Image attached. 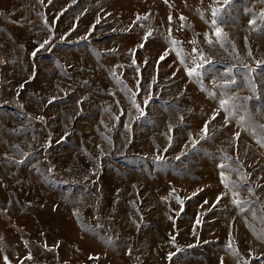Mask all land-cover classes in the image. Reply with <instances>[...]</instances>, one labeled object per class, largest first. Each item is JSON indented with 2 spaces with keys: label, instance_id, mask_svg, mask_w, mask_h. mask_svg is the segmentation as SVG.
Instances as JSON below:
<instances>
[{
  "label": "rangeland",
  "instance_id": "obj_1",
  "mask_svg": "<svg viewBox=\"0 0 264 264\" xmlns=\"http://www.w3.org/2000/svg\"><path fill=\"white\" fill-rule=\"evenodd\" d=\"M262 15L0 0V264H264Z\"/></svg>",
  "mask_w": 264,
  "mask_h": 264
},
{
  "label": "snow or ice",
  "instance_id": "obj_2",
  "mask_svg": "<svg viewBox=\"0 0 264 264\" xmlns=\"http://www.w3.org/2000/svg\"><path fill=\"white\" fill-rule=\"evenodd\" d=\"M228 2H229V0H225V3H228ZM216 15H217V11L214 9V10H213V17H215ZM181 18L183 19V17H181ZM262 18H264V15H262ZM169 19L171 20V17H169ZM212 23H213V25H215V24H216V20L213 19ZM248 23H249V24H254L255 21H253V20H249ZM215 31H216V35H217V37H219V36L222 34L221 29L218 28V27L216 28ZM149 36H150V33H145L144 40H147ZM44 43L46 44L47 41H45ZM42 46H43V45H42ZM138 47H143V44L139 45ZM194 51H195V49H194ZM33 55H35V52L33 53ZM163 58H164V57H163V55H162L159 59L162 60ZM133 63H135V60H133ZM145 63H147L146 60H145ZM187 71H188L189 75H191L192 72L194 71V69L189 68V69H187ZM21 87H23V85H21ZM50 102H51V101H50ZM221 104L223 105V104H224V101H221ZM206 123H207V122H206ZM203 130H204L205 134H207V127H206V124H205V128H204ZM234 135L239 136V133H235ZM221 175L223 176V173H221ZM233 195H235V193H234ZM219 199H220V196L217 197V201H219ZM237 202H238V201H234V203H237ZM45 247H47V245H45ZM170 255H172V254H170ZM29 258H31V256H29ZM3 259H4V261H5V264H10V262H9L7 256H4ZM221 264H223V260H221Z\"/></svg>",
  "mask_w": 264,
  "mask_h": 264
}]
</instances>
